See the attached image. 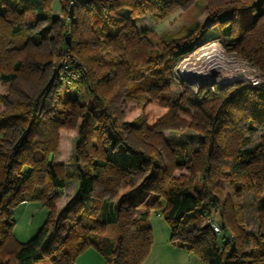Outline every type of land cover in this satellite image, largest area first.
Segmentation results:
<instances>
[{
	"label": "trees",
	"instance_id": "obj_1",
	"mask_svg": "<svg viewBox=\"0 0 264 264\" xmlns=\"http://www.w3.org/2000/svg\"><path fill=\"white\" fill-rule=\"evenodd\" d=\"M51 1L0 0V85L11 86L19 77L38 81L39 72L27 68L28 58L37 64L53 61L56 71L66 48L65 23L70 24L69 47L86 68L79 82L67 86L56 81L54 72L53 84L65 98L47 114H39L38 96L0 107V264H75L89 247L103 255L104 264H140L153 241L150 211L162 216L172 241L185 245L201 264H264V200L255 207V232L246 230L239 204L244 191L264 192V133L251 145V136L260 123L264 126V0L210 6L204 21L183 26L177 37L162 42L133 19L164 17L187 0H59L62 18L49 12ZM57 19L56 48L44 52L38 46ZM44 20L49 23L37 27ZM212 25L218 37L230 39L232 50L263 71L259 85L236 82L202 97L186 88L174 90L173 66L215 39L208 37ZM121 91L125 101L167 106L155 125L192 127L202 135V147H182L165 138L146 124L142 112L118 121L110 103ZM6 97L0 91V106ZM67 112L80 117L73 160L84 158L85 167L76 166L74 173L53 161L59 131L70 124ZM123 128L145 141L147 150L131 145ZM217 157L227 164L216 163ZM183 169L188 174L174 175ZM135 174L142 176L137 183ZM69 177L76 181L75 191L57 208ZM222 179L233 197L219 203ZM211 184L218 187L212 191ZM97 185L101 191L122 192L114 200L100 198ZM151 192L157 195L146 203ZM34 200L48 208V216L22 242L13 233L12 208ZM209 205L218 207L217 220ZM138 207L145 211L135 217ZM204 218L202 226L188 228Z\"/></svg>",
	"mask_w": 264,
	"mask_h": 264
},
{
	"label": "rangeland",
	"instance_id": "obj_2",
	"mask_svg": "<svg viewBox=\"0 0 264 264\" xmlns=\"http://www.w3.org/2000/svg\"><path fill=\"white\" fill-rule=\"evenodd\" d=\"M234 0H187L184 4L174 7L171 11L167 13L164 17H158L153 15H147L145 17H140L133 19L138 28H149L153 31V38L157 42L168 41L174 37L179 35L180 28L183 26L192 25L196 22H202L205 20L207 16V11L210 6H223L227 4H231ZM54 9L58 10V2L56 1L53 6ZM69 10V9H68ZM61 18L64 17L65 14L61 13ZM70 14V13H69ZM70 17V16H69ZM30 16L28 17V19ZM61 22H55L53 27L50 29L49 36L40 44V50L44 52L52 53L54 52L57 39L55 32L59 30ZM65 25V24H64ZM63 25L62 34L69 35L70 32V24H68L69 29L66 30ZM55 35V36H54ZM208 37L215 38L219 40L220 46L224 49L225 53L229 55H237L240 58H243L242 55L232 50L228 41L230 39H222L218 37V29L214 25L211 26ZM212 38V39H213ZM213 39V40H215ZM66 46L72 51L69 47V44L66 43ZM73 52V51H72ZM74 53V52H73ZM230 56V57H231ZM245 58V57H244ZM243 58V59H244ZM54 59H58V57H54ZM79 59V58H78ZM247 59V58H245ZM80 61V60H79ZM60 62V59H59ZM81 62V61H80ZM84 65V64H83ZM59 66V64H58ZM54 62H47L42 64L35 63L32 59L27 60V68L36 69L39 72L38 81H32L30 79L25 78H17L15 82L9 85H0V91L6 94V100L3 103L1 108L7 107L17 98H26V97H39V109L38 112L40 115L47 114L51 111V109H58V101L63 100L65 98L63 93H59L58 89L53 84L54 81ZM84 69L85 66H84ZM85 71V70H84ZM53 77V81L51 80ZM81 78V77H80ZM244 83V81H242ZM73 88V87H72ZM174 90L181 91V89L186 88L189 90L191 96L193 95L191 90L186 87L183 83L176 82L175 86H173ZM85 102H87V97H85ZM143 102L137 101H125L123 99L122 91L112 99L110 103V108L115 111L114 117L120 122H126L132 120L136 115L140 112L145 117L146 124L149 127H154L156 130L160 131L165 138H170L176 140L180 143L182 147H187L191 144L192 148L202 147V135L192 127H186L184 125H172L165 126L156 124V120L165 115L168 112V107L160 105L156 102H150L147 104H142ZM84 104H81L82 107ZM70 118V124L68 128L61 129L59 131V143L58 150L53 159L54 162L60 163L64 167L65 172L74 173L76 166H80L84 168V158L79 162H75L73 160V152L75 147V140L77 137L78 127L80 124V117L73 113L67 112ZM187 121H190L189 116L185 114H181ZM122 132L125 134L128 142L138 148L147 150L148 146L145 141L140 140L132 133H129L124 128ZM264 133V126L260 123L257 131L251 136L252 142L251 145H255L258 142V138L260 134ZM17 136V129L11 134V138H15ZM8 143L4 142L3 146H7ZM120 150V145L116 146L115 151ZM156 156L159 160L164 158L163 151H157ZM215 162L221 166H225L227 164V159L224 157L215 158ZM189 164V160H188ZM187 169L176 170L174 175L181 176L183 174H188ZM141 175H134L135 182H139L141 180ZM74 178L69 177L66 180L65 187L61 191L60 197L55 201V205L58 208L59 205L62 204L63 200L66 201L68 198H62L66 196V193L71 190L73 186ZM218 186L210 185L211 190L217 188ZM219 187H221V194L216 193L217 198L222 201L226 196H232L233 192L229 185L228 180H220ZM122 192L120 188H115L112 191H101L99 186L97 185L95 188V195L100 198H107L109 200H114L117 195ZM157 195V192H151L147 201L154 199ZM68 197V196H67ZM264 200V192L256 195L253 191H244L240 197L239 204L243 210L244 216V226L246 230L255 232L257 229V219H256V209L260 202ZM65 203V202H64ZM208 205V204H207ZM211 208V215L216 220L218 219V210L215 206L209 205ZM216 210V211H215ZM48 216V208L40 203L39 201H26L16 204L12 208V218H13V233L17 240L19 241H27L30 239L37 230L41 227L43 222L47 219ZM151 220L154 223H158L154 213L151 215ZM159 220L163 221L162 216L158 217ZM204 219H199L194 224H191L188 228H197L204 224ZM152 222V223H153ZM164 222V221H163ZM155 230V241H152V245L150 250H158V264H201L200 259L188 249L184 251H180L181 249H172L170 245L164 246V239L162 238V232L159 230L157 225L153 226ZM190 236V234L188 235ZM153 234L152 239L154 240ZM188 238V237H187ZM92 250V249H90ZM150 252V251H149Z\"/></svg>",
	"mask_w": 264,
	"mask_h": 264
},
{
	"label": "built area",
	"instance_id": "obj_3",
	"mask_svg": "<svg viewBox=\"0 0 264 264\" xmlns=\"http://www.w3.org/2000/svg\"><path fill=\"white\" fill-rule=\"evenodd\" d=\"M68 24L69 23H65L64 25L66 30L69 29ZM209 45L222 48L218 39L210 40L180 57L173 66V79L188 87L192 91L193 96L202 97L209 93H217L224 86L236 82L244 81L250 85H259L262 82L263 71L258 66L244 57L243 59L237 55L228 56L223 48L227 62L224 67L226 69L225 71H223L220 66L218 67V64L213 63H209L211 65L200 68L199 66H201V63L192 59H190L189 64H183V61L188 57L192 58L194 54L200 51L199 49ZM205 64H208V62H205ZM84 70L83 63L80 62L78 57L66 46L60 57L59 66L55 71V79L62 85H72L80 81L81 73L84 72ZM209 222L214 230L219 231L217 224L213 220Z\"/></svg>",
	"mask_w": 264,
	"mask_h": 264
},
{
	"label": "crops",
	"instance_id": "obj_4",
	"mask_svg": "<svg viewBox=\"0 0 264 264\" xmlns=\"http://www.w3.org/2000/svg\"><path fill=\"white\" fill-rule=\"evenodd\" d=\"M58 2V10L54 9L52 6L55 2ZM62 2V1H61ZM49 12L53 15H56L58 16L59 18H61V10H60V7H59V0H52L50 5H49ZM60 21L59 19L57 20H53L52 21V26L51 28L53 27V24L55 22H58ZM49 23V20H44V21H40L38 23V26L37 27H41V26H45ZM50 31V30H49ZM55 35H56V32H55ZM54 35V36H55ZM49 36H52L51 34H49ZM42 43V42H41ZM40 43V44H41ZM40 47V45L38 46V48ZM40 49V48H39ZM65 187V186H64ZM75 188H76V181L74 179L73 181V186L71 187V190H69V192L66 193V196L65 197H62L63 199L64 198H69L75 191ZM68 196V197H67ZM152 201V200H150ZM150 201H145L146 203H149ZM64 200L62 202L61 205L58 206V208H60L63 204H64ZM145 211V209L143 207H138L136 209V215L135 217H138L140 216V214H142L143 212ZM154 212L150 211L149 213V216H148V223L151 227V230H152V234H153V237L155 235V228L153 227L154 224L157 225V227L159 228V230L162 232V238L164 239V246L166 245H170V247H172V249H181L180 251H184L186 248L185 245L183 244H178V243H175L174 241H172V238H171V234H170V229L169 227L167 226L166 222L162 221V220H159L158 217H160L159 214H156L154 213V215L156 217H153L154 219H156V221H158V223H161V224H157V223H154L150 218L152 217L151 215L153 214ZM153 222V223H152ZM155 241V237H154V240L153 242ZM92 249V250H90ZM153 250H150V252L148 253V255L144 258V260L140 263V264H158V253L159 251L158 250H155L154 248H152ZM75 264H104V257L103 255L98 252L95 248L93 247H89L87 249H85L82 253H80L76 260H75Z\"/></svg>",
	"mask_w": 264,
	"mask_h": 264
},
{
	"label": "bare ground",
	"instance_id": "obj_5",
	"mask_svg": "<svg viewBox=\"0 0 264 264\" xmlns=\"http://www.w3.org/2000/svg\"><path fill=\"white\" fill-rule=\"evenodd\" d=\"M199 50L200 51L194 54L192 58L188 57L186 60H184L183 64H189L190 59H192L201 63V66H199L200 68L205 67L207 65H211L209 63H213L218 64V67L220 66L223 71L226 70L224 67L226 66L227 62L222 48H219L215 45H209L204 46ZM205 62H208V64H205Z\"/></svg>",
	"mask_w": 264,
	"mask_h": 264
},
{
	"label": "water",
	"instance_id": "obj_6",
	"mask_svg": "<svg viewBox=\"0 0 264 264\" xmlns=\"http://www.w3.org/2000/svg\"><path fill=\"white\" fill-rule=\"evenodd\" d=\"M71 9H72V8H71V6H70V7H69V10H68L69 13H71ZM64 39H65V42H66L67 44H69V35H66Z\"/></svg>",
	"mask_w": 264,
	"mask_h": 264
}]
</instances>
